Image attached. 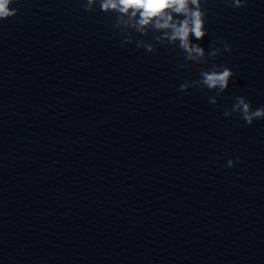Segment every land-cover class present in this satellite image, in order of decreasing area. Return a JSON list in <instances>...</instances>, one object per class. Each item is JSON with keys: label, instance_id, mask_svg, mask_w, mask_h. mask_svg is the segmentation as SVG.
Instances as JSON below:
<instances>
[{"label": "water", "instance_id": "obj_1", "mask_svg": "<svg viewBox=\"0 0 264 264\" xmlns=\"http://www.w3.org/2000/svg\"><path fill=\"white\" fill-rule=\"evenodd\" d=\"M0 23V264H264V0H207L199 65L121 47L113 14L18 0ZM136 39H145L134 34ZM230 67L215 95L185 81ZM226 167L227 160H236Z\"/></svg>", "mask_w": 264, "mask_h": 264}, {"label": "clouds", "instance_id": "obj_2", "mask_svg": "<svg viewBox=\"0 0 264 264\" xmlns=\"http://www.w3.org/2000/svg\"><path fill=\"white\" fill-rule=\"evenodd\" d=\"M86 12H93L99 7L105 14H113L115 21L112 25L116 34L122 37L121 47L134 45L147 53H156L159 47L178 49L186 63L179 65L185 68L187 63L199 65L209 64L210 60L222 52H231L227 43L223 47L209 44L207 50L200 41L208 35L207 32V0H80ZM228 7L240 9L245 7L247 0H223ZM18 0H0V23L15 17L19 9L14 7ZM139 34L145 39H136ZM235 73L224 65L211 63L207 68H201L199 78L185 81L179 86V91L187 93L196 87L215 93L208 97L212 105L218 103L216 97L225 93ZM230 108H225L223 115L231 117L238 114L246 126L255 121L264 120V106H252L243 95H235ZM228 159L226 167L232 168L238 162Z\"/></svg>", "mask_w": 264, "mask_h": 264}]
</instances>
